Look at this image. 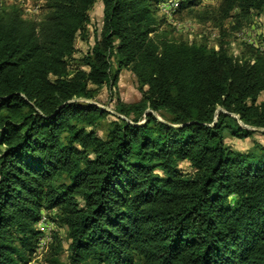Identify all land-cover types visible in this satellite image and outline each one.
Wrapping results in <instances>:
<instances>
[{"label":"trees","instance_id":"obj_1","mask_svg":"<svg viewBox=\"0 0 264 264\" xmlns=\"http://www.w3.org/2000/svg\"><path fill=\"white\" fill-rule=\"evenodd\" d=\"M163 1L32 0L26 18L0 0V264H264V146L226 145L264 130V52L232 55L224 29L264 0H178L215 48L176 41ZM98 2L100 36L76 57ZM123 70L136 103L117 96ZM47 226L66 230L65 262L53 229L39 251Z\"/></svg>","mask_w":264,"mask_h":264},{"label":"rangeland","instance_id":"obj_2","mask_svg":"<svg viewBox=\"0 0 264 264\" xmlns=\"http://www.w3.org/2000/svg\"><path fill=\"white\" fill-rule=\"evenodd\" d=\"M28 1V0H27ZM19 2V0H17ZM27 7L34 9L39 4H34L32 0H29ZM218 1L214 4L202 3V6L198 10H202V7H216ZM38 15H31L25 13L26 18H39ZM90 23L86 26L87 41L78 39L76 42V57L87 53L94 45L96 39L100 36V31L103 24V12L101 3H97L89 14ZM193 14L188 11H184L181 14H175L169 17L168 21L173 25H176L175 31L172 33V37L176 41H182L185 43H206L208 47L215 48L221 39V33L218 29L214 28L210 23H202L199 20H193ZM236 26L234 21L226 22L224 29L226 34V41L229 43V53L234 56L239 55L244 49L245 44L248 41H255L256 46L264 51V11L259 17L244 22L240 29H234ZM262 51V52H263ZM117 96L120 101L125 104L136 103L141 100V93L138 91V85L135 77L127 70L120 72L119 80L117 83ZM259 100H263V95ZM94 103L109 112H113L115 104V95H111L106 87H103ZM158 118V116H156ZM108 126V121H103L97 132L99 135L104 136ZM226 145L238 150L248 151L254 149L256 146H264V133L257 131L256 134L250 136L245 140H237L229 136L226 137ZM185 170L189 171L186 165H183ZM51 227V226H50ZM54 236L57 237V241L62 247L61 260L65 262L66 253L64 252L67 245V232L64 228L58 226H52Z\"/></svg>","mask_w":264,"mask_h":264},{"label":"built area","instance_id":"obj_3","mask_svg":"<svg viewBox=\"0 0 264 264\" xmlns=\"http://www.w3.org/2000/svg\"><path fill=\"white\" fill-rule=\"evenodd\" d=\"M8 1L11 2L12 0H8ZM28 1L27 0H19V3L21 4L22 8L24 9V12L29 13L33 16L38 15L40 12L41 5H37L36 8L31 9V8L27 7V4L25 3V2L28 3ZM217 1L218 0H203V3L205 2L206 4H214ZM177 8H178V0H164L159 5L160 13L167 18V21H168L169 17H172L173 15L177 14ZM168 23L171 24L173 27L176 26V25H173L172 23H170L169 21H168ZM176 30H177V28H176ZM247 43L254 46L256 49H260L259 47L256 46L255 41H248ZM261 51H263V50H261ZM45 223H46V219L44 217V218H42V220L39 224L40 227H45L46 226ZM50 230H51V227L47 226V233L40 240V243H39V251L40 252L45 249L47 242L50 241Z\"/></svg>","mask_w":264,"mask_h":264},{"label":"water","instance_id":"obj_4","mask_svg":"<svg viewBox=\"0 0 264 264\" xmlns=\"http://www.w3.org/2000/svg\"><path fill=\"white\" fill-rule=\"evenodd\" d=\"M251 130H253V131H259V132H263L264 133V130H261V129H251Z\"/></svg>","mask_w":264,"mask_h":264}]
</instances>
